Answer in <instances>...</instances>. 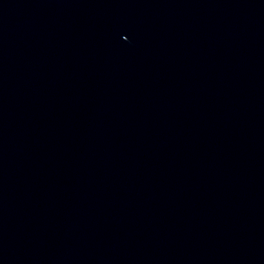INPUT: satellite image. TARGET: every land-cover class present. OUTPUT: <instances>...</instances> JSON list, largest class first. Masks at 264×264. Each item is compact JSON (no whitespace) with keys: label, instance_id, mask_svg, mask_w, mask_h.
<instances>
[{"label":"water","instance_id":"obj_1","mask_svg":"<svg viewBox=\"0 0 264 264\" xmlns=\"http://www.w3.org/2000/svg\"><path fill=\"white\" fill-rule=\"evenodd\" d=\"M0 87L216 264H264V0H0Z\"/></svg>","mask_w":264,"mask_h":264}]
</instances>
